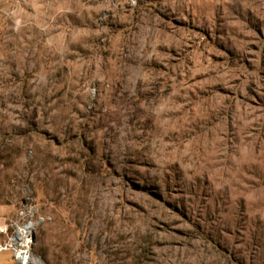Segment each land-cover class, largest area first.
I'll return each instance as SVG.
<instances>
[{"label":"rangeland","instance_id":"obj_1","mask_svg":"<svg viewBox=\"0 0 264 264\" xmlns=\"http://www.w3.org/2000/svg\"><path fill=\"white\" fill-rule=\"evenodd\" d=\"M28 202L45 264H264V0H0V218Z\"/></svg>","mask_w":264,"mask_h":264},{"label":"built area","instance_id":"obj_2","mask_svg":"<svg viewBox=\"0 0 264 264\" xmlns=\"http://www.w3.org/2000/svg\"><path fill=\"white\" fill-rule=\"evenodd\" d=\"M50 218L33 202L22 205L17 219L0 218V252H11L18 264H45L34 245L38 228Z\"/></svg>","mask_w":264,"mask_h":264}]
</instances>
